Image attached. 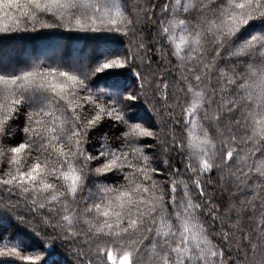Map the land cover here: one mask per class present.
Returning a JSON list of instances; mask_svg holds the SVG:
<instances>
[{
    "label": "snow or ice",
    "instance_id": "1",
    "mask_svg": "<svg viewBox=\"0 0 264 264\" xmlns=\"http://www.w3.org/2000/svg\"><path fill=\"white\" fill-rule=\"evenodd\" d=\"M56 29L98 43L68 53ZM20 33L43 43L17 62ZM157 148L184 171L157 180ZM0 193L4 221L30 226L23 203L55 234L5 226L0 264H59L55 239L95 264H264V0H0Z\"/></svg>",
    "mask_w": 264,
    "mask_h": 264
},
{
    "label": "trees",
    "instance_id": "2",
    "mask_svg": "<svg viewBox=\"0 0 264 264\" xmlns=\"http://www.w3.org/2000/svg\"><path fill=\"white\" fill-rule=\"evenodd\" d=\"M131 2V0H129ZM144 35V38L146 42H148L151 45V42L153 41L154 35H155V29L151 26V21H148L143 28L141 29ZM46 31H54L58 33L62 38L65 45V50L68 53H71L74 49L77 51H86L90 50L92 48H95L98 41L96 39H93V34H87V33H67L62 29H56V30H46ZM40 33H20L17 35H14L11 39H8L4 42L3 45V52L16 60L17 62H22L23 60L34 57L37 53V50L42 47V41L40 39ZM99 35V34H95ZM114 48L118 50H127L129 47V38H121V40L117 41L114 45H112ZM152 50L149 52V56L151 60L153 61V67H156V62L160 60V57L155 52V46L151 45ZM172 64H175L176 61L174 58L169 57ZM150 116L151 114L148 113ZM155 118L153 117V120ZM170 123V121H169ZM114 130L108 131L109 136L113 134ZM21 139V136H17L16 139L13 141V143H18ZM96 141H93L95 143ZM148 144H155V141L148 140L146 141ZM91 149H89L90 151ZM150 155H153L154 163L153 167H156L160 173V175H156V179L159 181H166L168 178V174L172 171V168L180 169L181 172L184 171V166L180 162L181 158L179 153H177L174 150H171L167 156L161 154L160 150L157 148L155 153H149ZM165 160L168 161L167 164H165ZM186 175V174H185ZM203 180L205 182L211 181L210 185H207L205 190L206 192L210 193L211 196L216 198L217 203H220L226 196L227 193H225L223 196L221 195L220 189H219V177L218 172L216 169H213L210 174H206L203 177ZM111 182V181H108ZM91 186V185H89ZM85 190V194H86ZM195 195V191L193 193ZM0 197L4 199H12L15 201L17 197L15 195H10L8 193H0ZM221 211H223V205L221 204ZM14 212L18 215H23L26 220L30 221V226H24V225H18L17 221L15 219V215L8 214L7 221L3 220V216L5 215L3 209H0V230H3L5 226L10 225V228L8 230L16 232L19 231L20 234H22L25 239L31 243L39 245L42 242L41 238H44L46 236H54L55 234L52 233V230L50 228H47L40 219V210H37L36 213H32L28 207L25 204H21L18 208L14 210ZM46 214V211H45ZM211 223V221H209ZM35 228L36 231L40 232V237H37L33 234L32 228ZM51 242V241H49ZM56 251L58 253V262L59 264H79L80 260H84L86 258H91L93 260V264H95V257L90 255L88 253V250L86 247H84L85 251V257L77 258L74 254V249L77 247H81L79 244V241L76 243H72L71 241L65 242L63 245L61 244L60 239H55L54 241Z\"/></svg>",
    "mask_w": 264,
    "mask_h": 264
}]
</instances>
